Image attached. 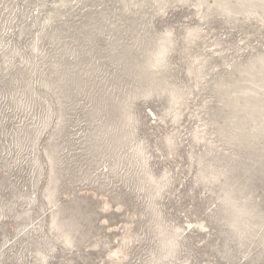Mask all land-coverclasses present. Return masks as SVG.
I'll use <instances>...</instances> for the list:
<instances>
[{
  "label": "rangeland",
  "instance_id": "rangeland-1",
  "mask_svg": "<svg viewBox=\"0 0 264 264\" xmlns=\"http://www.w3.org/2000/svg\"><path fill=\"white\" fill-rule=\"evenodd\" d=\"M0 264H264V0H0Z\"/></svg>",
  "mask_w": 264,
  "mask_h": 264
}]
</instances>
